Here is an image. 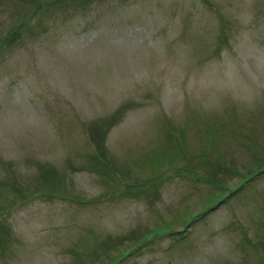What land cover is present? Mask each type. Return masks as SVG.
Returning a JSON list of instances; mask_svg holds the SVG:
<instances>
[{"label":"rangeland","instance_id":"rangeland-1","mask_svg":"<svg viewBox=\"0 0 264 264\" xmlns=\"http://www.w3.org/2000/svg\"><path fill=\"white\" fill-rule=\"evenodd\" d=\"M259 157L264 0H0V264H264Z\"/></svg>","mask_w":264,"mask_h":264},{"label":"trees","instance_id":"trees-1","mask_svg":"<svg viewBox=\"0 0 264 264\" xmlns=\"http://www.w3.org/2000/svg\"><path fill=\"white\" fill-rule=\"evenodd\" d=\"M58 1H60V0H58ZM65 1V0H64ZM80 1V3H83V4H85V3H89L90 2V0H79ZM48 3V5L51 3V2H47V1H44V5H46ZM43 5V6H44ZM20 26L21 25H24V22H22V23H20L19 24ZM25 25H26V22H25ZM22 27V26H21ZM8 38H13V36L11 37V34H9V35H7L6 37H4L3 38V40L2 41H6V40H10V39H8ZM6 39V40H5ZM1 41V42H2ZM95 128V127H94ZM99 161V163L101 162L100 160H98ZM102 163V162H101ZM104 163H106V162H104ZM255 169H253V171L252 172H250L248 175L249 176H251V175H254L255 173H254V171L255 172H257V174L259 175V174H263L264 173V157L262 158V157H259L258 158V161L256 162V165H255ZM255 176V175H254ZM254 176H252V177H254ZM53 190H54V192L53 193H55V192H58L59 190H58V188H56V185H54L53 186V188H52ZM227 189H229V187H226V190ZM15 190H18L17 188H15ZM225 190V189H224ZM37 191V190H36ZM36 191H34L33 193H27V192H25V193H21V197H22V202H25L26 200H28V199H30V198H33L34 196H36V195H40L41 196V194H38V193H36ZM52 191V190H51ZM52 193V192H51ZM52 195V194H51ZM2 213V212H1ZM0 213V214H1ZM2 225V223L0 224V233H6L7 232V228L5 227V226H1Z\"/></svg>","mask_w":264,"mask_h":264},{"label":"bare ground","instance_id":"bare-ground-1","mask_svg":"<svg viewBox=\"0 0 264 264\" xmlns=\"http://www.w3.org/2000/svg\"><path fill=\"white\" fill-rule=\"evenodd\" d=\"M43 129L45 130V127Z\"/></svg>","mask_w":264,"mask_h":264}]
</instances>
